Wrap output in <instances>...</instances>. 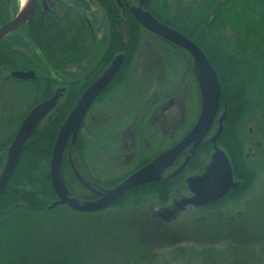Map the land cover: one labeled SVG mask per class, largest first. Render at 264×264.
I'll return each mask as SVG.
<instances>
[{"label":"trees","instance_id":"16d2710c","mask_svg":"<svg viewBox=\"0 0 264 264\" xmlns=\"http://www.w3.org/2000/svg\"><path fill=\"white\" fill-rule=\"evenodd\" d=\"M169 1L153 0V3L157 4L159 9H165ZM203 1V17L200 18L199 25L205 32L199 42L219 75L224 96L221 108L224 109L226 104L228 112L219 146L226 150L233 165L235 178L241 181L240 185L232 189L218 204L201 209L213 212L221 207L236 205L237 201L252 190L258 177V170L247 157L244 138L247 119L256 115L262 120L264 134V0ZM173 2L177 3L180 12L179 4L182 0ZM20 6L21 0H0V26L14 18ZM67 7L71 6L68 4ZM153 11L163 21L190 32L180 18L170 19L159 13L157 8ZM71 22V17L58 20L52 13L42 16L40 10H37L26 25L0 41V68H36L49 77L54 70H63L73 53L69 47L72 41L68 40L73 32ZM127 24L130 32L128 30V35L126 36V32L123 35L125 41L129 36V42L123 45L126 60L120 76L118 75L110 85V89L123 79L144 30L132 15L128 16ZM24 46L32 49V57L25 56L22 51ZM90 82L77 84L80 88L78 95L63 98L60 110L24 146L19 165L0 197V264H87L84 255L89 252L88 246L75 233L68 231V227H59V221L72 222L70 214L73 213L82 218L90 214L107 216L116 207L138 206L143 201V196L149 195L155 197L161 205H165L173 193H178L175 192L176 189H183L186 174L203 167L204 164H199V159L212 150L210 143L202 142L188 168L178 176L131 189L104 211L82 213L65 206L50 209L49 205L57 199L50 178V159L54 142L77 97ZM25 84L30 91H36L37 94L32 95L26 104L21 121L36 104L49 98L55 88L54 82L44 77L27 81ZM17 129L0 137V172L6 160L8 146ZM79 153L80 156L84 155L82 145L79 147ZM63 166L65 170H69L66 155ZM71 180V177H66V182L75 195L92 197L82 185L75 186ZM121 180L119 177H110L102 183L112 187ZM54 213L58 216H52ZM121 215H108L109 222H122ZM55 223L57 224L54 225ZM262 238L263 241L258 239V244L261 245L263 254L256 253L253 245L240 242L233 245L232 264H264V231ZM184 249L178 246L171 250L173 261L178 257L174 253L179 250L183 252ZM159 257V253L143 251L128 264H170L168 260H161Z\"/></svg>","mask_w":264,"mask_h":264},{"label":"flooded vegetation","instance_id":"af4514ba","mask_svg":"<svg viewBox=\"0 0 264 264\" xmlns=\"http://www.w3.org/2000/svg\"><path fill=\"white\" fill-rule=\"evenodd\" d=\"M84 1L86 4L82 0H38L37 2L35 13L37 10H40L42 16L52 13L58 20L66 17H71L72 19L73 32L70 33L68 40L72 41L69 47L73 53H71L70 60L63 70L58 68L49 77L43 75L36 68L9 69L4 66L0 69L1 71L5 70L7 72L5 83H11L14 86L21 84L19 87L26 86L27 84L25 83L27 81L37 80L39 77L51 79L55 85L53 94L58 89H61L62 96L59 103L61 108L63 98L78 95L80 88L77 84L92 80L79 94L77 97L79 99L84 91L114 62L119 54L124 55V61L119 72L89 108L80 126L76 143H72L69 140L64 153L74 176L72 183L75 186L82 185L92 197L77 196L68 186L72 196L79 198L81 201H92L98 199L104 190L118 185L129 175L141 169L156 156L180 141L198 120L202 95L197 79L196 64L191 53L187 49L149 31L143 26L144 30L141 33L140 42L129 61L128 70L124 73L123 79L110 89V85L117 79L118 75L120 76V71L126 60V52L123 50V45L127 41L129 42V36L125 41L123 35L124 32H126V36L128 35V16H133L131 8L139 6L143 0H108V3L104 0H92L93 3H91V0ZM203 2V0H182L179 4V12L177 3H174L173 0L168 2L165 9H159L157 7L158 5L153 3V0H149L143 9L149 11L159 21L178 30L203 49L199 42L205 32L199 25L200 18L203 17ZM68 4L72 8L67 7ZM95 4L98 11L94 12L92 11V7ZM156 8L159 13H163L164 16L170 19L175 20L176 18H180L184 21V26L190 29V32L183 31L160 19L153 11ZM92 12L99 19L93 20L91 17ZM22 51L25 56L32 57L31 48L24 46ZM144 51H147L146 54H144ZM203 51L205 52L204 49ZM147 69H149L148 75H146ZM31 70L34 71V77L24 79L13 76V73L16 71L28 72ZM172 77H175V82H172ZM130 87L134 90L131 99L132 102L128 103V109L124 110V107H118L120 103L119 96H122V93ZM188 94H191L195 98V106L197 107L199 105V112L189 126L186 124V100ZM109 96H113L112 98H117L119 101V103L111 104V111L102 110L98 114L91 112L96 103L101 101L105 103L109 99ZM214 125H216V132L218 128L217 119ZM211 130L202 142H208V139L215 134V132L211 133ZM4 135H1V137ZM113 136H116V138L121 137L120 141L124 142V146L122 147L124 152L118 153L119 141L116 143L112 141ZM157 141L160 142L159 145L161 147L155 151L154 148ZM165 141L168 144L165 143L162 146ZM201 143L182 170L175 174L191 154L192 144L163 173L162 179L174 178L185 171L191 159L200 148ZM210 144L212 145V150L199 159V164H204L203 167L186 174L184 185H182L183 189H176L175 192L178 193H173L167 204L161 205L158 202L159 207L156 205L157 202L147 204L144 200L153 198L150 197L152 195H149L143 196V201L135 207L140 210L146 206V209H144L148 211L147 213L150 214L151 218L162 220L154 216L157 210L172 206L181 196L192 194L187 184V178L194 175H201L205 172L212 160V154L214 152V146L212 143ZM80 145H82L83 156H80L79 153ZM96 145L99 147L98 156H94L91 153L93 146ZM125 165L129 166V168L123 169ZM77 173H79V176ZM110 177H119L122 180L112 187L107 186L106 183H102V181ZM235 180L240 181L236 178ZM185 188L187 189V194L183 192ZM218 203L195 208L203 209ZM125 208L116 207L120 211ZM182 213L180 212L174 220Z\"/></svg>","mask_w":264,"mask_h":264},{"label":"rangeland","instance_id":"374dc122","mask_svg":"<svg viewBox=\"0 0 264 264\" xmlns=\"http://www.w3.org/2000/svg\"><path fill=\"white\" fill-rule=\"evenodd\" d=\"M91 3H93L92 0ZM92 11H98L96 4L93 5ZM91 17L93 20L99 19L93 12ZM146 52L144 51V54ZM146 73L148 75L149 69ZM6 75L7 72L0 69V137L18 128L26 104L32 95L37 94L36 91H30L28 85L19 87L21 84L14 86L11 83H5ZM172 82H175V77H172ZM133 92L134 90L130 87L122 93V96H119L121 104L117 98L109 96L105 103L102 101L96 103L91 112L98 114L102 110L111 111V104L116 102L119 103L118 107H124L126 110L128 109L127 104L132 102ZM186 104V124L189 126L199 112V105L195 106V98L191 94H188ZM223 110L220 105L219 115L223 113ZM246 126L244 138L246 153L249 161L258 170V177L252 190L233 207H221L213 212L188 207L176 220L171 222L151 218L145 210L146 206L145 209L140 210L136 207H126L122 211L112 210L108 214L109 217L123 213L121 215L123 221L115 224L109 222L108 215L90 214L82 218L73 213V217L70 214L73 223L68 220L63 223L64 220H62V222L59 221L60 223L57 222L59 227L62 229L64 226L68 227V231L75 233L88 246L89 252L84 255V260L88 261L87 264H128L143 251L159 253V258L168 260L170 264H232L231 247L239 242L253 245L256 253L263 254L260 250L261 245L258 244V239L263 241L264 231L263 123L260 116L256 115L247 119ZM215 130L216 125L211 133ZM120 138L112 137L115 143L119 141L118 153L124 152L122 149L124 142L120 141ZM159 144L158 141L155 143V151L161 147ZM91 153L98 156V145L93 146ZM62 168L65 182L66 177L73 179L70 167L68 166L69 170H65L64 166ZM127 168L129 166H123V169ZM66 184L68 186L67 182ZM184 190L183 192L187 194V189ZM144 201L150 204L157 202V199L153 197ZM156 205L160 206L158 202ZM52 216H58V214L54 213ZM178 246L185 249L183 252L180 250L175 252L174 255L178 256L176 257L178 261H173L170 253ZM204 250L207 251L203 253Z\"/></svg>","mask_w":264,"mask_h":264},{"label":"water","instance_id":"95a60500","mask_svg":"<svg viewBox=\"0 0 264 264\" xmlns=\"http://www.w3.org/2000/svg\"><path fill=\"white\" fill-rule=\"evenodd\" d=\"M38 0H30L10 21L0 26V40L26 25L34 16ZM149 0L141 1L137 7H132L131 12L135 19L149 31L187 49L194 58L197 79L201 90V110L193 128L175 145L168 148L146 164L141 169L129 175L118 185L106 189L101 196L92 201H81L72 196L63 177V157L69 140L76 143L80 126L95 99L107 88L119 72L124 55L119 54L106 71L96 79L80 96L75 106L61 125L54 142L50 159V178L57 199L49 205L50 209L66 206L73 211L91 213L103 211L114 205L126 192L140 185L157 181L163 178V173L176 161V159L192 144V152L179 172L189 162L192 154L204 140L216 122L218 128L208 142L214 146L212 160L201 175L187 178V184L192 194L181 196L172 206L156 211L155 217L166 222L174 220L180 212L189 206L201 207L218 203L224 199L240 181L234 178L233 166L226 151L218 145L224 131L227 119V109L219 114L220 105L224 101L219 75L203 49L190 38L178 30L156 19L143 7ZM13 76L18 78L34 77V71H16ZM61 89H58L50 98L35 105L21 122L7 149L6 161L0 173V197L8 187L12 176L17 169L25 144L31 137L59 110ZM79 176V173H77Z\"/></svg>","mask_w":264,"mask_h":264},{"label":"bare ground","instance_id":"6f19581e","mask_svg":"<svg viewBox=\"0 0 264 264\" xmlns=\"http://www.w3.org/2000/svg\"><path fill=\"white\" fill-rule=\"evenodd\" d=\"M21 1H22V9H24L30 2V0H21Z\"/></svg>","mask_w":264,"mask_h":264}]
</instances>
